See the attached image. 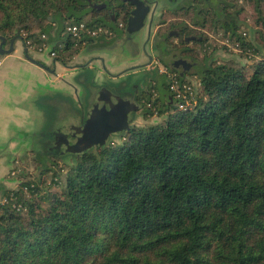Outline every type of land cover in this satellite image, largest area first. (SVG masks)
Listing matches in <instances>:
<instances>
[{"label": "trees", "instance_id": "obj_1", "mask_svg": "<svg viewBox=\"0 0 264 264\" xmlns=\"http://www.w3.org/2000/svg\"><path fill=\"white\" fill-rule=\"evenodd\" d=\"M89 1L100 0H0V35L36 49L51 44L66 63L82 42L119 36L117 21H125ZM237 1L218 0L212 12L189 8L188 18L221 30L251 63H220L183 41L194 80L167 71L194 86L190 105L177 107L164 73L137 98L144 118L161 121L130 124L115 141L63 153L61 164L38 151L36 178L0 188V264H264V0H244L259 26L257 47L240 30ZM177 12L163 13L157 36L177 26L201 34ZM66 21L110 33L75 41Z\"/></svg>", "mask_w": 264, "mask_h": 264}, {"label": "rangeland", "instance_id": "obj_2", "mask_svg": "<svg viewBox=\"0 0 264 264\" xmlns=\"http://www.w3.org/2000/svg\"><path fill=\"white\" fill-rule=\"evenodd\" d=\"M237 3L244 5L242 20H245V25L240 30L245 31L246 39L251 41L256 47L261 46L262 38L256 33V29H259V26L254 25L250 14L251 10L244 0H238ZM164 5H167V0H158L154 16H156V13ZM189 11H178L176 16L184 19L187 24L193 25L192 21L188 18L191 16ZM164 14L169 18L174 16H170L171 14L169 15L167 11ZM67 22L69 21L65 23ZM119 22L121 20L117 21V23ZM197 27L199 25H193L192 29L201 34H191H195V37L203 36V39L198 41L200 43L193 42V40L191 41L189 39L188 41L179 40L173 35H168L169 28L165 30L162 36H157V32L154 30L148 37V31L145 28L134 33L132 32L130 35L124 28H121L119 36L114 35L109 40L105 39V41H100L103 43L106 42V44H88V42L83 44L82 42L71 60L66 61V63H61L54 59L56 54L55 51H51V44L46 43L43 48H40L41 51L28 49L26 50L27 55L23 50L20 54L22 57L30 58L32 56L38 58L41 60L42 66H45L48 70H52V72L48 71L46 73L48 77V80L46 79V88L41 87L40 90L37 89L34 97H32L31 111L33 117L30 125L31 131L29 134H24L14 130L13 142L19 143L23 141L25 144L29 143V146L24 149H19L17 151L18 154L16 153L11 160L13 150H15L11 144L12 140L10 137L8 140L7 138H0V181L3 182H0V188H15L21 180L36 178L40 170L37 166L39 163L38 151H45L44 149L51 144V134L55 129L60 128L65 131L67 127L78 124L79 117L87 113L89 108H91L90 102L93 98H97L101 87H107L114 94H119L124 97H127V94L132 95V88L137 85L141 86V80L143 78L141 77L140 71L141 68L145 69L144 63L149 60V56L151 60H149L146 69H149L147 71L152 79L158 81L161 79V75H158L156 71H150L151 67L153 65L155 66L157 60H161V57L163 60H166V63H169L171 57L178 56L183 41L189 42L188 45L190 46L207 48L206 54L220 63L228 62L244 67H247L251 63L248 57L234 49L232 44L224 39L221 30L206 27H200L199 29ZM164 39L167 45L170 46L168 51L164 49ZM75 41L79 40L75 39ZM157 47L162 49L163 56L156 52ZM52 52L53 54H51ZM171 53H173V56ZM201 56L199 54V57ZM0 66L2 68L4 65ZM159 68H161V65H159ZM194 70L195 67L193 64L187 72L189 73L186 76L188 77L187 79L194 80L192 74ZM17 71L13 73H30L33 76L35 75L33 72L25 71L22 67H18ZM0 73L4 74V72ZM153 83L152 80H149L145 90H138L140 92L138 94L150 91L152 88L149 87V84L152 85ZM140 103L138 101L137 105L139 107L132 114L130 124L146 125L161 121L163 116L149 115L144 118L142 114L143 107ZM37 111L39 112L35 118L34 114ZM117 133L111 134L107 140L115 141L117 139ZM42 146H44L43 149ZM10 153L11 155L9 156ZM59 156H56L59 158L57 160L59 164L68 159V156L65 154ZM3 158H8V160L1 161ZM46 178L49 180V175Z\"/></svg>", "mask_w": 264, "mask_h": 264}, {"label": "flooded vegetation", "instance_id": "obj_3", "mask_svg": "<svg viewBox=\"0 0 264 264\" xmlns=\"http://www.w3.org/2000/svg\"><path fill=\"white\" fill-rule=\"evenodd\" d=\"M90 3H96V4H103L100 5L98 7H90L92 9L97 10L99 13H102V15H110L113 19V14L117 13V11L120 12L121 16H125V21L124 23L121 21L119 23H117V27L118 28H124L125 31L130 35L132 34V32L134 33L135 31H138L142 28H145L148 31V35L147 37L152 34L151 32H157V29L160 25V18L163 15L164 12H170L175 13L178 10L179 11H185V9L189 10L190 9H195L198 11L204 10V11H210L212 12V5H215V9H220L219 6V2L218 0H167V5H164L161 7V9H159V11L156 13V16H154L155 14V10L157 8V4H158V0H135V1H123V0H100L97 2H91ZM147 9V13L144 17L143 23L141 25V27H139L137 30L132 31V32H128L127 28H128V18L132 15L133 12L137 13V14H141L144 12L145 8ZM157 18V21H156ZM203 25V24H202ZM135 26V22H132L130 27H134ZM189 26H193V25H189ZM196 27V26H195ZM200 27L203 26H199L197 28L200 29ZM182 26H177L176 28L170 29L168 31V35H173L174 37L178 38L179 40H194L197 39L198 41L203 39V36H198L195 37V34H190V35H184L181 31ZM153 30V31H152ZM195 31V30H193ZM178 45V44H177ZM173 46V45H172ZM170 46H166L167 51L169 50ZM156 52L159 53V55L163 56V52L162 49L160 47L156 48ZM171 55L173 56V53H171ZM149 60H151V57H148ZM149 60L147 62L144 63L145 65V69L141 68V77L143 78L141 80V86L137 85L135 87L132 88V92L130 96H128V98H130V100L134 101L136 104H138V90H145L146 85H148V81L152 80V77L150 76L149 72L146 69V67L148 66L147 64H149ZM186 61V62H183ZM158 64V65H156ZM155 64V66L153 65L150 69V71H156V73L158 75L164 74L168 69L171 70L170 68H175L177 69L178 73L180 75L186 74L188 72V70L190 69L191 66H193V64L195 65V63L193 61H190V59L185 58L181 55V53L179 52V55L176 57H171V60L169 61V63H166V60H163V58L161 57V60H157V63ZM159 65H161V68H159ZM139 71V69H138ZM140 86V88H139ZM139 107V106H138ZM90 112V108L88 110L87 113H85L84 115H82L81 117H79L78 119V124L77 125H81L84 121V119L87 117V114ZM63 133H66L67 136H62V135H54L51 134V144L48 145L46 147V152L51 154V155H62L63 153H67V152H63V153H58V149L55 147L56 145L60 146V149L63 150L65 149V142L67 141L68 143L71 144V142H74V139L77 138L78 135L74 134V131L71 130L69 131V127L67 128L66 131H63ZM57 146V147H58ZM58 153V154H57Z\"/></svg>", "mask_w": 264, "mask_h": 264}, {"label": "crops", "instance_id": "obj_4", "mask_svg": "<svg viewBox=\"0 0 264 264\" xmlns=\"http://www.w3.org/2000/svg\"><path fill=\"white\" fill-rule=\"evenodd\" d=\"M8 43L9 39H6L3 46L4 49H8ZM25 47L23 39L18 36L13 41V49L11 51L0 53L2 55L0 57V65H4L0 68V72H4V74L0 73V138H7V140L9 137L11 138L12 147L15 148L11 160L19 149L29 146V143L25 144L23 141L19 143L13 142L14 130L24 134H29L31 131L30 125L33 117L31 111L32 97H34L37 89L40 90L41 87L46 88V79L48 80L46 73L48 71L52 72V70H48L45 66L43 67L41 60L38 58L32 56L30 58L22 57L20 54ZM28 49L41 51V49H35L33 46H28L26 50ZM18 67H22L25 71L33 72L35 75L33 76L30 73H13L18 72ZM96 99L93 98L91 100L90 107ZM38 112L34 114L35 118ZM7 160L8 158H3L1 161Z\"/></svg>", "mask_w": 264, "mask_h": 264}, {"label": "water", "instance_id": "obj_5", "mask_svg": "<svg viewBox=\"0 0 264 264\" xmlns=\"http://www.w3.org/2000/svg\"><path fill=\"white\" fill-rule=\"evenodd\" d=\"M88 5L94 8L103 4L90 3L89 1ZM147 9L148 8L146 7L142 15L133 12L128 18L127 31L129 33L141 27L144 17L147 13ZM132 22H135L134 27H130ZM15 37L18 36H14L9 39L8 49H2L6 39L4 36L0 35L1 53L9 52L13 49V41ZM24 51L27 55L26 47ZM183 62L186 61L183 60ZM128 96L130 95L127 94V97H124L119 94H114L108 88L101 87L97 99L92 104L90 112L87 114V117L84 119L83 123L81 125L75 124L73 126H69V131L73 130L74 134L78 135L77 138L74 139V142H71V144L66 141V146L63 150L60 149V146L56 145L55 147L58 149V153H79L92 146L103 145L111 134L128 129L130 126L131 116L135 111H137L138 108V105L134 101L130 100ZM52 134L55 136L58 134L65 137L67 136V134L63 133V130L60 128L53 131Z\"/></svg>", "mask_w": 264, "mask_h": 264}, {"label": "built area", "instance_id": "obj_6", "mask_svg": "<svg viewBox=\"0 0 264 264\" xmlns=\"http://www.w3.org/2000/svg\"><path fill=\"white\" fill-rule=\"evenodd\" d=\"M64 32L69 34L74 39H80L83 36H96L99 33H110L108 28L102 26L88 27L84 22H67L64 26ZM244 34V33H243ZM44 37V35H42ZM84 43V42H83ZM236 49V46H233ZM53 54V52L51 53ZM171 79L169 90L173 93V97L177 102V107L183 109L185 106L190 105L191 94L193 93V85L188 82H178L175 74L168 73ZM0 201L4 202L6 199L0 197Z\"/></svg>", "mask_w": 264, "mask_h": 264}]
</instances>
